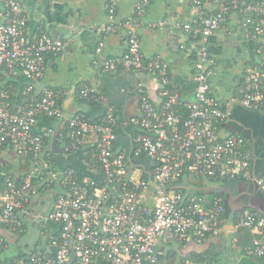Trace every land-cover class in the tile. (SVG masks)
<instances>
[{
	"label": "built area",
	"instance_id": "obj_1",
	"mask_svg": "<svg viewBox=\"0 0 264 264\" xmlns=\"http://www.w3.org/2000/svg\"><path fill=\"white\" fill-rule=\"evenodd\" d=\"M147 3L139 0L132 15L119 21L115 1L109 0L105 5L108 22L97 29L96 54L108 35L123 28L126 37L124 52L104 58L102 71L121 67L154 74L148 76L160 86L161 101L156 105L145 86L138 85L140 112L128 121L132 145L117 147L118 121L112 107L98 119L66 115L61 104L67 93L64 88L46 87L35 92L34 84L43 77L48 55L61 56L66 41L55 39L42 25L29 31L30 17L20 1L0 0V146L6 144L31 163L19 182L5 176L0 184V227L21 231L20 214L37 192L34 179L43 178L49 170L41 155L52 130L35 129L41 118L65 121V152L82 148L92 137L91 152L86 151L81 159L88 171L98 174L79 175L70 166L52 173L63 191L42 218L59 225V235L49 251L29 255L30 264H195L183 256L169 259L163 245L200 244L218 235L225 224H231L234 232L241 228L250 231L253 242L245 255L264 264L262 210L246 205L228 213L222 193L201 194L189 184L191 178L209 182L256 180L264 196V178L254 179L252 174L250 140L237 132L220 133L230 111L214 95L210 80L214 64L210 38L223 27L228 15H240L243 38L256 42L251 49L256 62L245 68L237 97L225 107L235 101L252 109L264 105V0H219L210 11L204 9L202 0H190L195 10L187 21L173 17L145 21ZM143 28H168L184 35L179 48L194 57L191 100L181 96L164 58L143 55L139 39ZM2 73L27 79L20 100L7 99L14 92L1 86ZM76 95L92 101L100 97L90 84L80 86ZM6 247L0 235V249Z\"/></svg>",
	"mask_w": 264,
	"mask_h": 264
},
{
	"label": "crops",
	"instance_id": "obj_2",
	"mask_svg": "<svg viewBox=\"0 0 264 264\" xmlns=\"http://www.w3.org/2000/svg\"><path fill=\"white\" fill-rule=\"evenodd\" d=\"M19 1L23 12L30 17L29 31H34L42 24H49L51 31H57L63 37V41H67L61 56L50 54L47 57L43 77L34 84L35 92H40L46 87L64 88L67 93L61 99V104L66 115L85 111L91 117H99L107 107H112L118 121L117 147L125 146L132 133V127L128 121L140 112L138 85L145 86L148 95L156 105H159L161 101L160 86L155 78L148 76L154 74L125 70L121 67L110 72L102 71V60L120 55L126 46L125 33L121 28L117 33L107 36L101 52L96 54L95 48L99 39L97 29L108 22L105 5L109 0H103L101 9L93 0ZM114 1L116 18L121 21L132 15L139 0ZM218 1L205 0L202 3L204 9L210 11L216 8ZM146 8L145 21L171 17L187 21L194 15L195 10L190 5V0H148ZM240 20L241 17L231 13L225 18L223 27L213 36L214 64L210 80L214 95L220 99L222 106L230 111L229 119L220 126L221 135L237 132L252 137L251 150L255 153L252 174L264 178V105L260 109L246 110L233 102L229 107H225L227 102L237 97V87L245 68L256 62L252 60V50L242 36ZM139 39L143 55L146 58L154 56L164 58L169 63L170 75L180 86L181 96L183 99L191 100L194 88L192 77L195 74L194 57L186 55L179 48L184 41V35L180 31L168 28H143L139 31ZM4 78L5 80L2 81L1 77V84L5 86L7 81H12L8 89L12 90L15 96L22 94L27 87L28 81L23 76L8 74ZM83 84L94 86L98 90L99 99L91 100L89 103L78 100L76 94ZM47 127L52 130V133L46 140L41 159L49 163V173L45 171L43 178L35 177L37 180L34 185L37 192L29 197L25 212L20 214L23 223L21 231L0 227V235L4 237L7 244L6 248L0 249V264H28L29 255L49 251L51 242L58 237L59 225L42 218L52 210L56 195L63 191L58 178L53 177L52 173L70 166L75 168L79 175L98 176L94 171H88L81 159L82 155L89 150L92 137L86 140L82 148L65 152L62 148L66 136L65 121L40 119L35 129L40 131ZM56 130L60 134L56 145L61 152L52 151ZM14 155L16 154L8 146L0 149V167L14 178L23 177L26 173L24 170L26 159ZM29 166L31 163L28 164ZM221 183H223L222 188L206 184H197L194 187H197L200 193L204 190L207 195L212 194V190L214 193L215 190L223 193L226 204L234 208L246 205L257 208L262 206L261 210L264 212V197L257 193L253 182L225 181ZM40 187L42 191L39 190ZM231 235L233 237L230 245L232 249H235L227 253V242ZM30 236L31 243L27 239ZM251 240L252 238L245 240L247 244L244 248L237 246L239 241H237L236 232L228 229L225 224L218 235L209 236L200 244L189 241L183 245L170 243L163 247L173 260L183 256L191 257L195 264H217L216 256L225 254L230 255L238 264H243V260L250 264L252 260L248 261L245 258V249L251 244ZM241 249L244 250L242 259L236 257V254L241 253Z\"/></svg>",
	"mask_w": 264,
	"mask_h": 264
},
{
	"label": "trees",
	"instance_id": "obj_3",
	"mask_svg": "<svg viewBox=\"0 0 264 264\" xmlns=\"http://www.w3.org/2000/svg\"><path fill=\"white\" fill-rule=\"evenodd\" d=\"M202 1H205V0H202ZM238 17H241L240 15H238ZM210 40L211 41H213V36L210 38ZM245 42H247V44L249 45V47H250V49H252V48H254L255 46H256V42L255 41H247V40H245ZM212 51H213V47H211V49H210V52L212 53ZM49 56V55H48ZM6 75H8L7 73H2V81L3 80H5V78L4 77H6ZM10 83H13L12 81H7L5 84V86H3V85H1L2 87H4L5 89H8L9 88V84ZM21 93V92H20ZM22 97V94H19L18 96H15L14 95V93L12 94V93H9L8 94V97H7V99L8 100H12L13 102H16V101H18V99H20ZM78 100H80V101H82V102H86V103H89V102H91V100H84V99H80V98H78ZM183 109V108H182ZM184 110V109H183ZM186 113V111L184 110V114ZM77 115H83V116H85V117H90V118H92V119H98V118H100V116L99 117H91L88 113H86L85 111H79V112H77L76 113ZM41 119H46V120H52V119H50V118H45V117H43V118H41ZM59 139H60V134H58L57 135V137H56V139L54 140V143L56 144V143H58V141H59ZM66 140V136H65V138H64V141ZM4 147H6V144H4V145H2V146H0V149H2V148H4ZM90 152H91V150H89ZM25 164V166H24V170L26 171V172H28V170H29V168H30V166L28 167V164H30V160L29 159H26V163H24ZM1 168V167H0ZM2 170H3V175H2V177H0V184H2L3 183V180H4V178H5V176H11V177H13L10 173H8V172H5V170L3 169V168H1ZM7 171V170H6ZM22 179V177H17L16 178V180L19 182L20 180ZM36 178L34 179V183L36 182ZM193 185H195V186H197L196 185V183H192ZM197 188V187H196ZM40 191H42V188L40 187V189H39ZM197 191H199L198 189H197ZM207 195V194H206ZM236 235H237V241H239L238 243H237V246H241L242 248H244L245 246H246V244L247 243H245L246 241L245 240H248V239H250V238H252V240H251V244L250 245H248V247H250L251 245H252V242H253V236H252V234L250 233V231L247 229V228H241V229H239L237 232H236ZM251 235V236H250ZM245 237V239L243 240V238ZM21 256V255H20ZM24 256V255H23ZM168 258L169 259H172V258H170V256L168 255ZM250 260H252V262L250 263V264H262V261H261V259H254V258H252V259H250ZM28 262V264H30V262H29V260L27 261ZM244 264H248L247 262L246 263H244Z\"/></svg>",
	"mask_w": 264,
	"mask_h": 264
},
{
	"label": "water",
	"instance_id": "obj_4",
	"mask_svg": "<svg viewBox=\"0 0 264 264\" xmlns=\"http://www.w3.org/2000/svg\"><path fill=\"white\" fill-rule=\"evenodd\" d=\"M53 6H54V2L52 3V8H53ZM48 15H50V13L48 14ZM49 19H50V17H48ZM42 26H45L46 27V29L50 32V34L55 38V39H57V40H60V41H62L63 40V37L62 36H60L59 35V33L57 32V31H55V30H50V27H49V24H42ZM67 42V41H66ZM235 105H237L238 107H241V108H243V109H246V110H250V109H252V108H249V107H246V106H244V105H242L239 101H235ZM252 110H255V109H252ZM103 115V114H102ZM229 117H230V115H229ZM229 117H228V119H229ZM228 119H226V121L228 120ZM232 133V132H231ZM242 135H244L243 133H241ZM57 135H58V130H56L55 131V133H54V136H53V139L55 140L56 139V137H57ZM247 139H249V140H251V138L252 137H249V136H246V135H244ZM132 145V142H131V139H129V142L125 145V146H127V147H130ZM253 144H252V141L250 142V147L252 146ZM52 146H53V148H52V151H54V152H61V149L60 148H58V146L53 142V144H52ZM252 151V150H251ZM254 160H255V153L254 152H252V165H253V163H254ZM143 164H145V165H147V161L146 160H142L141 161ZM253 177H254V179H258V178H260V177H258L257 175L256 176H254V174H253ZM251 182H253V185H254V188H255V190L257 191V193L260 195V196H262V197H264L261 193H260V191H259V188H258V183H257V181L256 180H253V181H251ZM216 192H217V190H215ZM199 193H200V190L198 191ZM214 192V190H212L211 191V193H213ZM206 192L203 190V191H201V194H205ZM223 194V193H222ZM232 209H234V207H232V206H230L229 204L227 205V211H228V213L232 210ZM260 209H263V207L261 206V208ZM227 225V227H228V229H232V225L231 224H226Z\"/></svg>",
	"mask_w": 264,
	"mask_h": 264
},
{
	"label": "rangeland",
	"instance_id": "obj_5",
	"mask_svg": "<svg viewBox=\"0 0 264 264\" xmlns=\"http://www.w3.org/2000/svg\"><path fill=\"white\" fill-rule=\"evenodd\" d=\"M96 4H99V8L101 9V7H102V2H103V0H93ZM130 3V2H129ZM75 9H76V7H75ZM252 58H253V56H252ZM213 81V84H214V79L212 80ZM14 156H16V155H14ZM196 183V185L198 184V185H210V186H214V187H217V188H219V187H223V183H221V182H209V181H206L205 179H195V178H191V180H190V183L189 184H191V185H193L192 183ZM263 214H264V212H263ZM232 237H233V235H231V236H229V239H228V242H227V245H228V252L227 253H229L230 251H232L233 249H235V248H231V240H232ZM28 240H29V242L31 243L32 242V240H31V236L29 237V238H27ZM173 245H176L175 243H172ZM244 250L243 249H241V253H239V254H236V257L237 258H240V259H242L243 257H244ZM245 258H247V260L249 261L250 259H252V258H248V257H246L245 256ZM187 260H190L191 259V257H187L186 258ZM216 263L217 264H222L223 263V261H224V264H238L236 261H234L232 258H231V256L229 255V256H226L225 254H219V255H217L216 256ZM244 261V262H243ZM242 261V263L244 264V263H246V261L245 260H243Z\"/></svg>",
	"mask_w": 264,
	"mask_h": 264
}]
</instances>
